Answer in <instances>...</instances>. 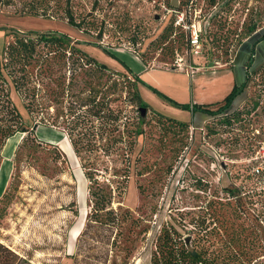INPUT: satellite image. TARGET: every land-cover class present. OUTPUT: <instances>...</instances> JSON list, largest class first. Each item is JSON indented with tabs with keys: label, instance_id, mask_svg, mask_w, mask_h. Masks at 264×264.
<instances>
[{
	"label": "rangeland",
	"instance_id": "obj_1",
	"mask_svg": "<svg viewBox=\"0 0 264 264\" xmlns=\"http://www.w3.org/2000/svg\"><path fill=\"white\" fill-rule=\"evenodd\" d=\"M215 1L195 0L196 7L187 15L188 24L186 13L174 11L171 0H75L74 13L77 21L84 23L82 29L70 26L62 16H24L16 15L14 8L0 9L1 57L13 31H56L80 42V47L99 62L114 60L123 71L127 72L122 62L128 60L129 65L146 62L147 66L190 76L182 79L189 91H173L175 97L170 98L180 105L175 106L154 92L158 101L139 91L126 72L113 71L119 74L112 77L119 84L116 91H121L114 107L123 109L126 127L141 135L127 161L115 155L102 157L106 163L99 168L100 179L112 189L113 210L122 208L135 218L145 217L151 229L132 245L123 234L114 247L112 240L104 244L92 238L99 226L85 228L91 210L87 178L66 134L33 118L8 82L24 128L37 126L34 134L45 144L34 139L24 143L26 133L20 131L0 152V264H16L20 259L30 264H144L142 253L162 223L176 224L181 215L190 219L209 203L215 206L223 201L224 189L240 186L242 174L264 171V93L258 91L254 78L248 93L239 94L233 102L232 109L242 103L243 116L232 126L209 118L201 128L188 123L189 128L183 130L169 122L187 120L190 111L183 105L202 103L215 110L223 105L226 94L221 89L231 83L227 75L237 50L234 70H240L239 51L245 45H238L248 37L247 26L264 27V0ZM171 23L174 32L170 40L165 45L157 42ZM195 32L203 35L204 50L199 54L187 48V34L192 38ZM210 47L213 54L208 52ZM250 59L252 72L260 65L255 57ZM129 65L125 64L130 69ZM91 69L77 68L78 85L90 89L99 83L95 89L113 91L107 82L111 74ZM133 95L137 100L131 104ZM141 108L146 109L144 117ZM53 114L50 109L44 115L49 123ZM125 166L129 180L124 190L117 189L114 171ZM245 183L251 184L249 180ZM127 246L133 249L128 259L124 258Z\"/></svg>",
	"mask_w": 264,
	"mask_h": 264
},
{
	"label": "trees",
	"instance_id": "obj_2",
	"mask_svg": "<svg viewBox=\"0 0 264 264\" xmlns=\"http://www.w3.org/2000/svg\"><path fill=\"white\" fill-rule=\"evenodd\" d=\"M74 1L0 0V9L14 8L16 15L24 16L46 18L62 16L67 19L70 26L82 29L84 23L78 22L75 17ZM179 1V6L173 10L178 12L182 10L186 13L187 19L188 13L196 7L195 0ZM215 2L210 0L211 4ZM187 23L191 24L188 19ZM173 26V23L166 26L157 42L167 44L174 32ZM85 32L89 31L86 29ZM255 32L256 25L247 26L248 37ZM202 36V34L198 36V42L201 50H204ZM209 38L208 35L205 40ZM186 41L189 51L194 49L189 34ZM80 44L68 35L56 31L22 33L13 31L3 56H0V152L7 140L20 131L26 133L24 143L34 139L40 145L45 144L36 138L34 130L24 128L21 114L11 100L7 88L10 82L22 97L33 118H40L39 122L43 126L60 129L70 141L88 183L91 210L85 228L99 226L92 238L104 244L112 240L111 247H114L124 234V240L132 245L139 236L148 234L151 230L148 220L145 217L135 218L129 210L122 211V208L119 211L113 210V192L111 187L100 179L99 168L106 163L102 157L115 155L117 159L122 158V162L127 161L141 132L126 127L122 122L123 109L114 107L121 98L119 95L121 91H116L119 84L112 77L119 74L86 53ZM212 50L213 47H210L208 52L213 54ZM108 54L115 58L113 54ZM233 63L234 58L232 66ZM122 65L134 82L146 86L169 103L180 106L141 81L123 62ZM250 65L251 62L247 67L244 83L234 86L223 100V105L216 110H209L199 104L187 107L183 105V108L192 113H204L210 119L221 120L223 125L232 126L243 116L241 105L237 109H232L233 102L239 94L246 90L248 93L252 78L258 91L264 93V65L252 72ZM208 66H211L210 63ZM79 67L92 68L91 72L95 71L97 74L110 73L107 82L111 83L108 88L113 91L95 89L100 87L99 83L95 88L80 87L75 73ZM76 89L79 91H74ZM130 100L132 104L137 99L133 95ZM138 100L140 101V98ZM50 109L54 110L52 123L44 116ZM169 122L183 130L190 126L174 119H170ZM113 175L117 179V189L124 190L129 180L128 167L115 170ZM239 179L241 185L225 188L223 201H218L215 206L209 203L190 219L181 215L176 224L162 223L153 231L146 253H142L144 264H264V187L258 188L264 186V171L257 169L249 175L242 174ZM248 180L251 187L245 183ZM121 193L119 190V194ZM85 232L83 231L81 236ZM107 232L108 235H105ZM127 234L131 235L130 239L126 237ZM132 251V247L127 246L124 258H130ZM16 264L30 263H24L20 259Z\"/></svg>",
	"mask_w": 264,
	"mask_h": 264
},
{
	"label": "crops",
	"instance_id": "obj_3",
	"mask_svg": "<svg viewBox=\"0 0 264 264\" xmlns=\"http://www.w3.org/2000/svg\"><path fill=\"white\" fill-rule=\"evenodd\" d=\"M263 37H264V27L257 30V32H255L253 35H251L247 39H245L242 42V44L238 47V48H241L242 46L245 45V47H243V49H240V51H239V55H241V58H240L241 67H240V70H238L237 73H235V70H234L235 65H236V57L235 56L237 54V51H238L237 50L235 53V56H234V63H233L232 69L229 71V73L227 75V77L230 76L231 83L228 84L227 86H225L223 89H221V91H225L223 93L226 94V96L232 91L234 86H240L242 83H244L246 73H247V67H248L249 62H250V57H255V61H257V59H258L260 66L264 64V39H263ZM252 43H254L253 48H251ZM114 54L117 57H121L119 52H115ZM126 61H128V60H126ZM126 61H124V63L126 65H129L126 63ZM103 64L107 65L111 70H114L116 72H126L125 70L123 71L121 69L119 63H116L114 60H110V62H108V63L105 62ZM243 65H245L244 69H243ZM129 67H130V71L134 75L138 76L141 81H143L145 84L151 86L152 88L156 89L157 91L163 92V94L165 93V95L167 94L166 96L169 98L175 97L173 95V91H189L188 90L189 85L186 84V82L184 83V81L182 79H187L190 76L188 74L181 72V71H174V70H169L167 68H161V67H152L149 65L147 66V64H145V63L144 64H138V65L136 63H134V64H130ZM179 73H180V75H178ZM244 73H245V76H244ZM233 74L235 77L233 76ZM138 90L146 93V95H148L152 99L157 100L155 95L152 93V91L149 90L148 88L144 87L140 83L138 84ZM218 90H220V89H218ZM226 96H225V98H226ZM170 99H172V98H170ZM219 102H221V101H219ZM199 105H204L209 110H215L214 106H209V105L207 106V104H202V103ZM187 116H188V118L184 122L190 123L195 128L203 127L204 123H206L207 120L209 119V116H207L204 113H199V112L198 113L189 112V114H187ZM198 116H206L207 119L202 118V117H198Z\"/></svg>",
	"mask_w": 264,
	"mask_h": 264
},
{
	"label": "built area",
	"instance_id": "obj_4",
	"mask_svg": "<svg viewBox=\"0 0 264 264\" xmlns=\"http://www.w3.org/2000/svg\"><path fill=\"white\" fill-rule=\"evenodd\" d=\"M192 44L194 46L193 50H194L195 54H199L201 52V45L198 42V35L196 34V32L192 36Z\"/></svg>",
	"mask_w": 264,
	"mask_h": 264
},
{
	"label": "water",
	"instance_id": "obj_5",
	"mask_svg": "<svg viewBox=\"0 0 264 264\" xmlns=\"http://www.w3.org/2000/svg\"><path fill=\"white\" fill-rule=\"evenodd\" d=\"M179 4H180V1L179 0H171V6L172 7H174V8L175 7H178ZM140 112H141V114H142L143 117L146 115V109L145 108H141L140 109ZM36 128H37V126H35L33 130H35Z\"/></svg>",
	"mask_w": 264,
	"mask_h": 264
},
{
	"label": "flooded vegetation",
	"instance_id": "obj_6",
	"mask_svg": "<svg viewBox=\"0 0 264 264\" xmlns=\"http://www.w3.org/2000/svg\"><path fill=\"white\" fill-rule=\"evenodd\" d=\"M263 65H264V64H263ZM261 66H262V65H261ZM261 66H260V67H261ZM260 67H259V68H260Z\"/></svg>",
	"mask_w": 264,
	"mask_h": 264
}]
</instances>
